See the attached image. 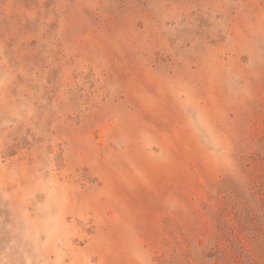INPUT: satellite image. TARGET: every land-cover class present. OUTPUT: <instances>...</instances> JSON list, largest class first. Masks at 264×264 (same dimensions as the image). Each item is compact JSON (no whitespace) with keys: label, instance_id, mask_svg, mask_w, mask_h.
<instances>
[{"label":"rangeland","instance_id":"374dc122","mask_svg":"<svg viewBox=\"0 0 264 264\" xmlns=\"http://www.w3.org/2000/svg\"><path fill=\"white\" fill-rule=\"evenodd\" d=\"M0 264H264V0H0Z\"/></svg>","mask_w":264,"mask_h":264}]
</instances>
